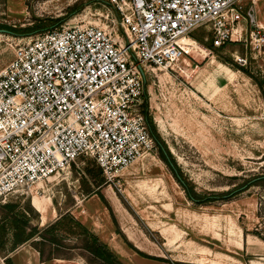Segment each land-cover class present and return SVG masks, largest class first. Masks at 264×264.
Instances as JSON below:
<instances>
[{"label":"rangeland","instance_id":"obj_1","mask_svg":"<svg viewBox=\"0 0 264 264\" xmlns=\"http://www.w3.org/2000/svg\"><path fill=\"white\" fill-rule=\"evenodd\" d=\"M241 15L231 36L233 45L222 49L220 57L205 47L211 31L202 27L192 34L204 37L203 44L190 35L193 53L185 54L171 68L145 72L148 116L178 172L161 160L156 147L112 180L102 173L104 181L95 189L92 183L96 181L84 170L92 158H79L61 176L12 198L6 203L11 209L0 204V255L12 248L10 216L24 211L31 226L39 230L60 214L70 213L97 234L122 264L213 263L223 260V254L233 255L240 264L264 259V247L252 253L246 248L237 254L227 251L228 228H240L243 236L253 232L264 236V181L234 196L220 197L235 185L264 175V0H244ZM115 20L108 0H0V26L35 28L30 34L0 32V71L12 61L18 45L41 32L66 23L114 27ZM210 55L235 74L229 82L216 81L213 89L205 86L207 96L193 81ZM224 60L245 68L252 77ZM175 175L199 198L211 200L204 204L191 201ZM88 188L98 194H86ZM33 195L46 200L45 223L32 204ZM210 217L220 224L217 238L207 229ZM170 226L182 234L168 248L159 229ZM74 242L64 240L67 246ZM129 244L161 260L143 257ZM201 246L209 249L208 259L198 251ZM56 256L87 264L79 250L60 249Z\"/></svg>","mask_w":264,"mask_h":264},{"label":"built area","instance_id":"obj_2","mask_svg":"<svg viewBox=\"0 0 264 264\" xmlns=\"http://www.w3.org/2000/svg\"><path fill=\"white\" fill-rule=\"evenodd\" d=\"M243 2L108 0L117 27L66 23L18 45L0 71V204L81 157L112 180L151 154L145 72L171 68L186 54L181 39L199 28L216 47L231 41Z\"/></svg>","mask_w":264,"mask_h":264},{"label":"trees","instance_id":"obj_3","mask_svg":"<svg viewBox=\"0 0 264 264\" xmlns=\"http://www.w3.org/2000/svg\"><path fill=\"white\" fill-rule=\"evenodd\" d=\"M0 28H5L6 30L10 31L12 34L15 35H17L18 33L30 34L35 29L33 27L15 29L7 26H0ZM210 34L211 35L209 41L205 44V47L211 50L218 57H220L219 52L222 49L226 48L227 46L233 45L232 42L227 41L223 45L216 47L213 44L212 33ZM191 37L194 40L203 44L204 37H199L194 34H191ZM224 63L232 66V68H234L235 70L241 71L249 77H252L251 74H249V72H247L245 68L238 66L237 64H233V62H228L227 60H224ZM141 112L145 116L149 131L155 140L156 147L158 148V156L161 158V160L165 161L166 164H168L174 170L175 173L178 172V170H176V168L174 169L173 167L175 166V162L172 159L171 154L167 150L164 142L160 140V137L158 136L156 129L153 126L152 120L148 116V102L145 92L144 100L141 106ZM92 160H88L89 164L86 163L84 170L87 175L91 176L94 181H96L95 184L92 183V186L94 188L96 187L95 189H97L99 185L104 181V178L102 175L101 168L96 164L94 160ZM90 164H92L91 167H93V169L90 168ZM175 177L178 183L182 186L185 194L191 201H194L197 204H204L211 200V198L209 197L199 198L198 194L193 190L191 186H189L188 183L183 182L176 175ZM263 181L264 175L253 177L247 180L246 183L243 185H235L231 190L227 191L225 195H222L220 197L225 199L227 197L234 196L242 191L249 189L254 185H259V183ZM86 194H98V190H92L91 188H88L86 190ZM3 207L11 209L13 206L5 204ZM10 219L12 225L14 226L12 236L13 249H15L18 245L31 241V245L39 252L40 258L46 262L51 261L55 257H58L56 256L58 250L67 249L79 250L80 252H83L86 255L87 264H122L119 258L109 249L107 244L102 242L97 235H95L88 229L87 226L79 222L68 212L60 214L56 221L47 225L42 230H39L38 228H36V226H31L30 219L27 217L26 212L24 211L16 212V214L10 216ZM252 234L258 237L260 240L264 241V236H261L258 232H253ZM68 238L75 240V244H72L71 246L65 245L64 240ZM129 245L134 251H136L143 257L161 260L159 258L144 254L140 250H137V248L133 247L131 244ZM1 247L3 246H0V248Z\"/></svg>","mask_w":264,"mask_h":264},{"label":"crops","instance_id":"obj_4","mask_svg":"<svg viewBox=\"0 0 264 264\" xmlns=\"http://www.w3.org/2000/svg\"><path fill=\"white\" fill-rule=\"evenodd\" d=\"M189 38V37H187ZM191 40V38H189ZM213 56H209L208 58L206 57L207 62L210 61V59ZM206 62V63H207ZM77 219V218H76ZM208 219V223H207V229L209 231H211L210 233H212L214 238L218 237L217 234V227H219L218 225V220L214 219V218H207ZM78 220V219H77ZM79 221V220H78ZM82 223V222H81ZM83 224V223H82ZM91 231V230H90ZM92 233H94L93 231H91ZM159 232L161 233L163 239L165 240V246L166 247H172L174 246V241L177 237L181 236L182 234V230L177 228V227H166V228H160ZM95 234V233H94ZM97 235V234H95ZM227 236H228V252L233 253V254H237V251H241L244 250L246 248V250L250 253L254 252V250L258 249V248H262L264 247L263 244L259 245L258 243L255 242L254 246H249V239H252L254 241V236H252L251 234H249L248 236H243L242 235V230L240 228L237 227H232V228H228L227 230ZM30 243V244H29ZM264 243V241H263ZM198 246V245H197ZM8 253L6 255L1 256L0 255V264H76V259L75 258H69L66 259L64 257H55L51 260V262H46L43 261L40 258V254L39 252L31 245V241L23 243L21 245H18L15 249L11 248V250H7ZM200 253H202V256L204 258H207L210 256V251L207 247H199L198 250ZM199 256H197L196 258H199ZM229 260V262H228ZM238 259L235 258L233 255L231 254H223V260L220 261H216L213 263H207V262H200V264H237L240 262L237 261ZM255 260L257 262H263L264 259H255L252 258L250 259L248 264H251V262Z\"/></svg>","mask_w":264,"mask_h":264},{"label":"bare ground","instance_id":"obj_5","mask_svg":"<svg viewBox=\"0 0 264 264\" xmlns=\"http://www.w3.org/2000/svg\"><path fill=\"white\" fill-rule=\"evenodd\" d=\"M180 42H181V44L184 45L186 54L193 53L192 45L194 43L193 42L191 43L189 38L184 37L181 39ZM192 55H194V54H192ZM222 71L224 72V74L222 73ZM233 74H235L233 70H231L230 68H228L227 66H225L221 62H218L214 57H212L210 59V61H208L205 64V66L202 69H200L196 79L193 81V84L197 89L204 91V93L207 94L208 93L207 87L205 88V86H209L210 88L213 89V87L215 86L214 83L216 81L222 80V81H228L229 82L232 80ZM207 96H208V94H207ZM45 202H46V200L44 198H41L38 195H33L32 204H33L34 208L41 214L42 223L46 222L47 215H48V207H47V203H45ZM252 236H254V241L252 239H249V243H248L249 246H254L255 242L258 243L259 245H261V244L264 245L262 240H260L255 235H252ZM251 264H264V261L263 262H257L255 260H253L251 262Z\"/></svg>","mask_w":264,"mask_h":264},{"label":"water","instance_id":"obj_6","mask_svg":"<svg viewBox=\"0 0 264 264\" xmlns=\"http://www.w3.org/2000/svg\"><path fill=\"white\" fill-rule=\"evenodd\" d=\"M0 32H2V33H10V34H12L10 31H8V30H4V29L0 30ZM141 73L144 75V72H143L142 69H141Z\"/></svg>","mask_w":264,"mask_h":264}]
</instances>
